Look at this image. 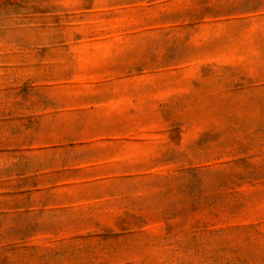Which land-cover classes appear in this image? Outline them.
<instances>
[{
  "label": "rangeland",
  "instance_id": "rangeland-1",
  "mask_svg": "<svg viewBox=\"0 0 264 264\" xmlns=\"http://www.w3.org/2000/svg\"><path fill=\"white\" fill-rule=\"evenodd\" d=\"M0 264H264V0H0Z\"/></svg>",
  "mask_w": 264,
  "mask_h": 264
}]
</instances>
